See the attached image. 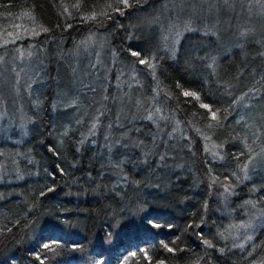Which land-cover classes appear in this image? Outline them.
Returning a JSON list of instances; mask_svg holds the SVG:
<instances>
[{"label": "trees", "instance_id": "obj_1", "mask_svg": "<svg viewBox=\"0 0 264 264\" xmlns=\"http://www.w3.org/2000/svg\"><path fill=\"white\" fill-rule=\"evenodd\" d=\"M169 1L0 0V40L24 21L40 29L0 54L35 44L51 56L29 126L8 131L0 120V264H264V225L251 243L248 232L240 242L227 235L249 209L264 214V42L246 43L245 54L231 44L214 62L216 38L200 19L175 43L134 29ZM93 32L111 40L109 95L134 66L157 112L107 96L102 132L84 144L89 119L56 88V65Z\"/></svg>", "mask_w": 264, "mask_h": 264}, {"label": "rangeland", "instance_id": "obj_2", "mask_svg": "<svg viewBox=\"0 0 264 264\" xmlns=\"http://www.w3.org/2000/svg\"><path fill=\"white\" fill-rule=\"evenodd\" d=\"M173 17L176 19L171 22L170 18ZM195 19H200L202 26L212 32H208L210 37L216 38L218 49L213 54L214 62L218 61L222 54L225 55L232 50L231 44H236L234 49L245 54L247 50H243L247 44L256 40L264 42V0H172L161 9L153 6L147 13H143L135 22L134 29L139 28L143 32L156 31L164 36L163 40L165 39L167 43H175L185 28L195 24ZM23 23L21 30L7 33L5 37H1L0 44H4L3 47H8L11 45L9 43H16L20 40L29 42L32 39L35 40L40 29H34L30 21ZM241 27L243 28L242 32ZM238 40L241 42L237 43ZM82 42L76 49L69 51L64 59L56 65V69H58L56 88L72 94L74 102L70 103L69 107L75 109L74 115L80 112L83 116L88 117L86 127L83 128L84 144L91 143L93 141L91 139L102 132L99 123L105 113L97 107L106 102L107 96L111 98L110 103H117V108L121 106L123 100H129L130 107L135 103L140 107L145 102L157 112V99L154 90L151 100H146L145 89L140 87L142 81H138L139 77L134 76L136 73L134 66L129 65L127 60L121 62L126 66V70L129 66H133V72L130 71V75L126 72L127 77L124 76L125 78L121 79L122 75H117L114 79L116 80L114 89L109 95L107 77L111 74L110 67L114 64L115 58L114 52L110 49L111 40L107 34L93 32ZM36 48L35 44H30L28 48L23 47L0 54V120L4 118L9 120L5 126V128L8 127V131H10V127L16 126L23 132V129L29 126L27 107L30 100L34 93L36 96L33 97V100L43 95V90L46 89L45 80L41 81V78L44 77L42 69L51 56L46 52L43 56ZM58 56L59 54H57ZM134 83L136 85L138 83L137 87L133 85ZM126 86L129 88L127 89ZM124 91L125 93L122 94ZM89 111L94 114L92 115ZM112 116L118 118L119 115L112 114ZM136 116L139 115L136 114ZM107 132L108 128L105 127L103 134H107ZM5 137L7 135L0 137L1 143ZM103 141L106 143L104 136ZM15 152L18 153V151ZM212 152L214 156L217 153L215 150ZM7 155H11L9 150ZM258 156L264 163V154ZM246 171L248 168L243 173V179L248 175ZM1 182L2 179H0V184ZM227 188L222 193L224 196L222 203L225 206L233 194L232 189L228 190ZM254 210L255 207L249 209V213L243 214L246 217L244 223L229 227L227 235L232 241L240 242L241 236L244 235L243 232H248L251 236L243 242H252L253 230L264 225V214ZM232 217H234L233 213H231ZM231 223H233L232 220Z\"/></svg>", "mask_w": 264, "mask_h": 264}, {"label": "snow or ice", "instance_id": "obj_3", "mask_svg": "<svg viewBox=\"0 0 264 264\" xmlns=\"http://www.w3.org/2000/svg\"><path fill=\"white\" fill-rule=\"evenodd\" d=\"M135 54V53H134Z\"/></svg>", "mask_w": 264, "mask_h": 264}]
</instances>
